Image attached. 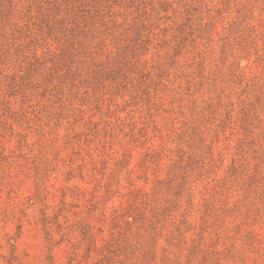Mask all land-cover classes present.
<instances>
[{
	"label": "rangeland",
	"instance_id": "1",
	"mask_svg": "<svg viewBox=\"0 0 264 264\" xmlns=\"http://www.w3.org/2000/svg\"><path fill=\"white\" fill-rule=\"evenodd\" d=\"M0 264H264V0H0Z\"/></svg>",
	"mask_w": 264,
	"mask_h": 264
}]
</instances>
